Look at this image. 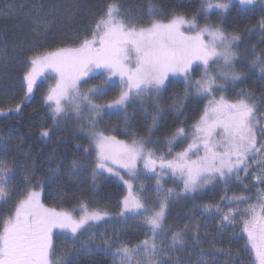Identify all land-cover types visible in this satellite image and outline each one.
Segmentation results:
<instances>
[{"label": "snow or ice", "instance_id": "snow-or-ice-1", "mask_svg": "<svg viewBox=\"0 0 264 264\" xmlns=\"http://www.w3.org/2000/svg\"><path fill=\"white\" fill-rule=\"evenodd\" d=\"M257 3L264 11V0H238L241 6ZM232 6L233 0H217L215 4L202 0L188 18L152 0H147L146 13L129 0H106L89 29L74 35V46L38 51L27 58L24 95L14 107L0 108V114L20 113L38 81L53 79L54 85L44 96L53 125L42 129L41 136L50 137L52 128L61 121L75 120L89 140L88 147L77 145V149L85 156L94 153L92 190L97 176L107 173L117 177L127 189L118 216L125 223L138 218L148 231L145 239L135 243L115 232L111 236L96 232L109 213L81 200L83 190L71 193L78 201V213L75 208L46 207L41 191L35 190L43 189L32 175L35 166L25 167L0 139V264H76L80 255L96 252L110 257L112 264H244L240 250L233 253L231 248L215 244L197 252L187 249L189 232L193 245L200 243V225H192L191 219L175 229L167 223L173 202L195 198L215 185L223 186L224 194L217 202L199 206L201 214L218 217L221 231L242 225L240 234L233 231V236L245 240L244 254L251 257L248 264H264V92L236 91L249 73L258 71L264 81V50L257 53L253 47L247 71L237 70L242 33L228 30L222 22H198L213 8L223 15ZM81 10L79 0L49 6L33 0L31 6L10 8L4 14L30 19L29 32L38 38L47 35L57 18L74 20ZM258 26L264 36V18ZM8 47L6 41H0V59L6 58ZM13 49L22 50V46L14 43ZM197 70L199 74L194 75ZM97 73L100 82L91 83ZM177 78H181L183 91L169 97L168 103L164 93ZM116 86L119 92L114 99L96 102ZM229 89L236 93L234 99L225 95ZM190 99L205 102L198 119L190 127L181 121L171 129L164 137L163 150L149 147L159 143L152 137L167 119L166 114L183 116ZM130 108L142 110L150 119L144 125L146 135L133 125ZM106 115L121 118V134L126 139L98 129ZM181 145V150L175 151ZM49 161L51 177L61 165L53 168L52 157ZM82 164L81 159L73 158L70 168L80 169ZM169 177L182 183L179 192L165 186ZM134 181H140L138 190H134ZM153 181V187H146ZM233 183L250 195L228 196ZM150 193L155 194L151 200ZM198 210L193 207V213ZM54 229L58 231L54 233ZM85 234L88 239L82 240ZM54 235L63 237L60 251ZM221 254H226L222 262Z\"/></svg>", "mask_w": 264, "mask_h": 264}, {"label": "trees", "instance_id": "trees-1", "mask_svg": "<svg viewBox=\"0 0 264 264\" xmlns=\"http://www.w3.org/2000/svg\"><path fill=\"white\" fill-rule=\"evenodd\" d=\"M45 6L55 3H64L67 0H42ZM81 12L74 20H64L62 17L57 18V22L53 24L54 28L47 35L34 38L29 29L31 28L30 19L23 17H10L5 15L10 8H17L21 5L25 7L31 6L33 0H12V4H7V0H0V41H6L9 45L6 58L0 59V108L7 110L14 107L16 103L23 97L26 85L23 80L24 73L28 70L26 60L29 56L38 51L54 50L58 47L74 46V35L79 32H86L93 20L98 18L104 9L106 0H79ZM154 4L168 9H175L177 13L185 14L191 18L194 10L200 8L202 0H152ZM129 3L140 6L143 11L147 12V0H129ZM234 4V3H233ZM11 6V7H10ZM182 6V7H178ZM242 7L233 5L228 13L223 15L218 11L207 13L206 17L201 15L198 22L203 25L205 21L210 24L223 23L228 30H236L242 33V41L238 51L241 55V61L237 67L246 66L253 57V47L257 53L264 50V36L261 35V28L258 26L261 18H264L262 4L257 3L254 6L244 7L247 11H240ZM147 16L145 15V21ZM20 43L22 50H14L13 44ZM199 74V70L193 73ZM100 75L93 83L100 82ZM53 79L42 78L38 81V85L34 88L30 99L22 105L20 113L0 114V139L9 144L11 155H15L17 159L27 168L35 169L32 173L38 178L43 185L41 199L46 207L57 208L58 210L75 208L77 213L78 201L71 193L83 190L81 200L86 202L92 208H101L109 213L106 221L101 222L99 227L95 229L98 233H104L108 236L118 233L122 239L131 240L132 243L145 239V233L148 231L137 218L122 222L118 213L121 209V200L125 195V186L115 176L104 174L95 178V190H92L93 176L92 169L94 167V153L85 156L82 150L77 149V145L81 149L88 147L89 140L85 133L80 131L79 124L75 120L61 121L52 128L50 137L41 136V131L45 127L51 128L53 121L50 117V110L45 106L44 96L50 86L54 85ZM264 83V81H263ZM183 85L180 78L177 82L169 87L164 93L163 99L168 103L171 101L169 97L182 93ZM119 92V87H111L105 97L97 98V103H106V101L114 99ZM261 92H264L261 91ZM228 92L225 93V95ZM204 101L190 99L185 107L184 115L176 118L174 114L167 113V119L162 121V127L152 137L158 140V144L149 145L160 150L164 149V137L179 125L181 121L185 122V127H190L196 119H198L200 111L204 107ZM129 114L134 115L133 125L140 130L141 134L146 135L144 125L150 123V119L145 118L142 110L135 111L130 108ZM120 117L117 115L104 116L99 122L98 129L105 131L106 135H115L118 139H126L121 133L123 124L120 123ZM181 146L175 148L176 151ZM49 157H52L51 167L55 168L57 163L61 167L56 175L50 177L48 169L50 166ZM73 158L83 161L80 169L73 170L70 168V162ZM171 177L167 181L172 184ZM237 189L240 185L233 183ZM21 183V191H23ZM35 190H41L39 187ZM179 192V190H178ZM224 194V188H215L199 192L195 198H179L175 203L171 204L168 211L167 223L176 227H183L185 222L191 219L192 225H200V243L193 245L189 232L186 248L197 252L203 247L208 250L213 244L225 249L231 248L233 253L240 250L244 264H248L251 257L244 254V239H236L233 231L238 235L241 232L242 225L238 224L235 229L229 227L223 231L220 230L218 217L207 214H201L202 208L199 206L205 203L219 201L221 195ZM199 210L193 213V207ZM8 211V209H4ZM190 214H187V213ZM182 214H187L185 219H181ZM191 216L190 218H188ZM63 237L54 235V241L57 250H61L60 241ZM87 240L85 234L81 237ZM99 241V236H97ZM226 258V254H221L219 260L222 262ZM195 260V256L192 257ZM76 264H112L110 257H106L101 252L80 255Z\"/></svg>", "mask_w": 264, "mask_h": 264}, {"label": "rangeland", "instance_id": "rangeland-1", "mask_svg": "<svg viewBox=\"0 0 264 264\" xmlns=\"http://www.w3.org/2000/svg\"><path fill=\"white\" fill-rule=\"evenodd\" d=\"M211 2L213 3V4H215L216 2H217V0H211ZM233 5H237V6H239V7H242V8H244V7H249V6H241V5H239L238 4V0H233ZM7 4H12V0H7ZM11 7V6H10ZM212 11H218L219 12V10L218 9H215V8H213L212 10H211V12ZM31 21V20H30ZM52 28H54L53 26H52ZM194 67H195V65H194ZM237 70H241V71H247V69H246V67L245 66H240V67H237ZM93 75H95V78L94 79H92L91 80V83H93L94 81H96L97 80V78H99V74L97 73V74H93ZM257 75H259V73H258V71H256V72H253V73H249L248 74V79L245 81V83H243V84H241L238 88H237V90L236 91H239V89L240 88H245V89H252V90H255V92L257 91V90H261V89H264V83H263V81H261L260 79H259V76H257ZM42 79V78H41ZM40 79V80H41ZM114 79H117V78H114ZM181 79V78H180ZM39 80V81H40ZM55 82V81H54ZM257 94V93H256ZM217 95H219V93L217 94ZM235 95H236V93L235 92H233L231 89H229L228 90V93L226 94V96L229 98V99H234L235 98ZM107 102V101H106ZM44 138H47V137H44ZM181 150V149H180ZM176 151V150H175ZM106 175H109V174H107V173H105ZM127 178V177H126ZM171 181H174V183L172 184L171 182H169V181H167V183H166V187H172V188H175L176 190H177V192H178V190L180 191V189L182 188V183L178 180V179H171ZM134 183V190H138V185H139V183H140V181H134L133 182ZM154 186V181L152 182V184H147L146 185V187H153ZM215 188H220L221 187V185H215L214 186ZM240 188L239 189H237L236 187H235V185H233V184H231L230 186H229V190H228V192H227V195L228 196H232V195H241V194H243V195H250V193H248V192H245L244 191V189L241 187V186H239ZM208 189H211V187H209V188H207V189H204V190H202L201 192H203V191H205V190H208ZM36 191H41V194H42V190H36ZM125 194L127 193V189H126V187H125ZM149 195V200H151V199H153L154 198V196H155V194L154 193H150V194H148ZM178 200V199H177ZM176 200V201H177ZM41 201H42V199H41ZM175 201V202H176ZM175 202H173V203H175ZM43 203V202H42ZM172 203V204H173ZM187 214H190L189 212L187 213ZM187 214H182V217H181V219H185L186 218V216H187ZM191 215V214H190ZM191 216H189L188 218H190ZM58 230H55L54 229V233L55 232H57Z\"/></svg>", "mask_w": 264, "mask_h": 264}]
</instances>
